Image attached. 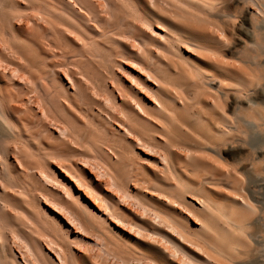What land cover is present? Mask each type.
<instances>
[{
  "label": "bare ground",
  "instance_id": "6f19581e",
  "mask_svg": "<svg viewBox=\"0 0 264 264\" xmlns=\"http://www.w3.org/2000/svg\"><path fill=\"white\" fill-rule=\"evenodd\" d=\"M0 264H264V0H0Z\"/></svg>",
  "mask_w": 264,
  "mask_h": 264
}]
</instances>
